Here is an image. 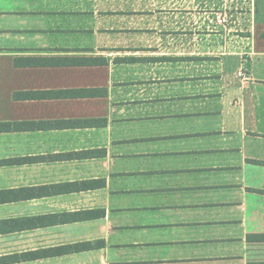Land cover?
Wrapping results in <instances>:
<instances>
[{
	"label": "crops",
	"instance_id": "1",
	"mask_svg": "<svg viewBox=\"0 0 264 264\" xmlns=\"http://www.w3.org/2000/svg\"><path fill=\"white\" fill-rule=\"evenodd\" d=\"M170 2L221 8L220 24L235 10L237 50L162 81L156 57L114 58L113 0H0V264H251L264 249L257 0Z\"/></svg>",
	"mask_w": 264,
	"mask_h": 264
},
{
	"label": "rangeland",
	"instance_id": "2",
	"mask_svg": "<svg viewBox=\"0 0 264 264\" xmlns=\"http://www.w3.org/2000/svg\"><path fill=\"white\" fill-rule=\"evenodd\" d=\"M241 1L244 4L245 0ZM170 3V0H113L112 12L109 7L107 11L108 19L109 12L113 16L114 58L156 57L162 63V81H168L164 67L177 66L179 73H183L180 66L186 63L218 65L224 53L233 54L237 50L241 33L237 32L235 10L227 9L228 17L220 24L218 21L223 18L219 14L225 12L221 8L175 7ZM258 3L259 20L264 23V0ZM131 69L136 71L138 66ZM152 73L147 69L146 76ZM200 73L195 71V76ZM251 264H264L263 248L253 249Z\"/></svg>",
	"mask_w": 264,
	"mask_h": 264
},
{
	"label": "trees",
	"instance_id": "3",
	"mask_svg": "<svg viewBox=\"0 0 264 264\" xmlns=\"http://www.w3.org/2000/svg\"><path fill=\"white\" fill-rule=\"evenodd\" d=\"M259 16H260V8H259V3H258V0H257V19L259 20ZM260 21V20H259ZM264 24V23H263ZM264 36V35H263ZM253 238H256V239H258V238H260V237H253Z\"/></svg>",
	"mask_w": 264,
	"mask_h": 264
},
{
	"label": "built area",
	"instance_id": "4",
	"mask_svg": "<svg viewBox=\"0 0 264 264\" xmlns=\"http://www.w3.org/2000/svg\"><path fill=\"white\" fill-rule=\"evenodd\" d=\"M239 75L242 76V73H240Z\"/></svg>",
	"mask_w": 264,
	"mask_h": 264
}]
</instances>
